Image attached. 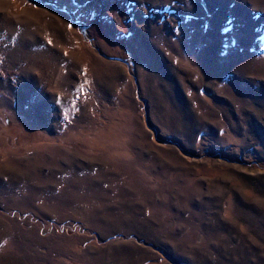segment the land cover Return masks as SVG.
<instances>
[{"label": "rangeland", "instance_id": "1", "mask_svg": "<svg viewBox=\"0 0 264 264\" xmlns=\"http://www.w3.org/2000/svg\"><path fill=\"white\" fill-rule=\"evenodd\" d=\"M0 264H264V0H0Z\"/></svg>", "mask_w": 264, "mask_h": 264}, {"label": "bare ground", "instance_id": "2", "mask_svg": "<svg viewBox=\"0 0 264 264\" xmlns=\"http://www.w3.org/2000/svg\"><path fill=\"white\" fill-rule=\"evenodd\" d=\"M2 22H5V23H11L10 21H8V19L7 20H1ZM2 25V24H1ZM14 30V29H13ZM3 31V30H2Z\"/></svg>", "mask_w": 264, "mask_h": 264}]
</instances>
